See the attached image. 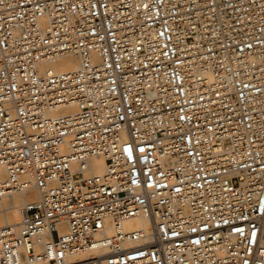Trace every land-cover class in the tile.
Segmentation results:
<instances>
[{"label": "built area", "instance_id": "obj_1", "mask_svg": "<svg viewBox=\"0 0 264 264\" xmlns=\"http://www.w3.org/2000/svg\"><path fill=\"white\" fill-rule=\"evenodd\" d=\"M1 170L0 264H264V0H0Z\"/></svg>", "mask_w": 264, "mask_h": 264}, {"label": "bare ground", "instance_id": "obj_2", "mask_svg": "<svg viewBox=\"0 0 264 264\" xmlns=\"http://www.w3.org/2000/svg\"><path fill=\"white\" fill-rule=\"evenodd\" d=\"M81 65V60L78 55L70 54L65 55L59 58L55 63L52 64L58 72L64 71H74L77 70ZM75 107L69 106L65 107L62 110H59L57 114H64L68 112L74 111ZM86 174H100L104 172L105 162L101 157H92L88 159L86 163ZM7 178L6 172L0 171V180H5ZM39 198V193L37 189L33 186H28V188H24L17 191H11L5 197L0 200V223H9L16 224L20 222L22 219V211L24 206L36 199ZM125 226L128 228H133L144 224L143 221H139L137 219H131L126 221ZM63 230H66V226L62 225ZM112 230V229H110ZM97 254L95 252H79L76 255L77 259H87L93 255Z\"/></svg>", "mask_w": 264, "mask_h": 264}]
</instances>
